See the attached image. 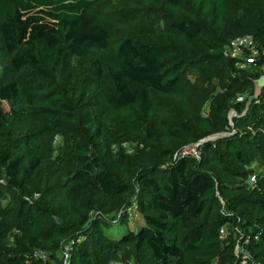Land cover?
Masks as SVG:
<instances>
[{"label": "trees", "instance_id": "trees-1", "mask_svg": "<svg viewBox=\"0 0 264 264\" xmlns=\"http://www.w3.org/2000/svg\"><path fill=\"white\" fill-rule=\"evenodd\" d=\"M104 1L0 0V264H107L124 245L134 264H264V88L245 113L232 100L254 91L264 57L239 68L223 50L247 33L264 45V0H134L167 18L148 38L105 26ZM104 48L99 80L78 82L74 58ZM197 66L226 88L207 113ZM196 142L199 158L182 154Z\"/></svg>", "mask_w": 264, "mask_h": 264}, {"label": "rangeland", "instance_id": "rangeland-1", "mask_svg": "<svg viewBox=\"0 0 264 264\" xmlns=\"http://www.w3.org/2000/svg\"><path fill=\"white\" fill-rule=\"evenodd\" d=\"M97 14L105 26L112 27L114 25L112 20L115 19L117 24L122 27H127L126 29H128L130 35L141 38H148L153 35L156 31L162 28L167 21L166 16L160 9L152 6L145 9H139V5L135 3L134 0H105L97 6ZM110 16L114 18H110ZM111 55V51L104 48L98 49L84 57L74 58L73 61L78 64V72L76 73L77 81L84 85L96 83L97 80H99L95 74L96 63L100 62L105 64ZM6 75L7 72L5 68L0 64V83L7 80ZM187 77L190 80V86L193 87L197 93V103L194 110L200 113H207L211 107L212 96L225 92L226 88L224 83L219 76H205L202 67L200 66L189 68L187 71ZM101 84L106 92L114 91L113 82L107 73H104L101 78ZM250 90L251 88L240 90L244 99H248L253 93L250 92ZM236 97L237 94L236 96H233L232 100L239 101L236 100ZM3 104L6 108H9L8 101L3 100ZM232 108H230L229 111ZM62 142L63 139L60 135L58 140H55L53 143L55 150L60 144H62ZM259 165L260 161L256 159L253 166L256 169H259ZM127 226L128 223L126 221L115 222L110 224L108 230L109 233L115 235L117 234L116 232L120 233L126 230ZM71 244L70 240L63 244V252L60 258L62 257L64 261L66 256V254L64 255V252L67 251L69 248L68 246H71ZM107 264H134V255L131 253L129 246L124 245L119 249L118 257L116 259H108Z\"/></svg>", "mask_w": 264, "mask_h": 264}, {"label": "built area", "instance_id": "built-area-1", "mask_svg": "<svg viewBox=\"0 0 264 264\" xmlns=\"http://www.w3.org/2000/svg\"><path fill=\"white\" fill-rule=\"evenodd\" d=\"M224 53L228 56H231L235 59V65L239 68H246L252 65L256 62L258 58L264 57V45H260L253 34L247 33V34H240L237 36H234L229 40L228 43L224 46ZM244 96L242 93L238 92L236 100H243ZM235 108L233 107L229 111V119H230V125L232 126L233 131H235L234 122L232 119V115H236ZM59 136H56L55 140L57 141ZM182 154H190L195 158H199L201 156V147L198 142L191 143L189 145H186L181 149ZM248 183L250 185H255L257 183V172H254L250 175L248 179ZM138 204L137 202H134L131 207L137 208ZM129 207V208H131ZM221 236L225 237L227 235L228 229L226 225L221 227ZM69 248L67 251L64 252L65 256V262H67L68 256H69V250L71 246H68ZM37 253L42 254L43 256H46V253L43 250H37ZM235 252L237 254L242 253L243 256H249L250 252L244 247V245L241 244V242L238 240L235 246Z\"/></svg>", "mask_w": 264, "mask_h": 264}, {"label": "water", "instance_id": "water-1", "mask_svg": "<svg viewBox=\"0 0 264 264\" xmlns=\"http://www.w3.org/2000/svg\"><path fill=\"white\" fill-rule=\"evenodd\" d=\"M254 91L253 93L248 97L247 99V102H246V107L243 111V113H245L249 108H250V105L252 103V101L258 97L260 95V93L262 92L263 88H264V72L261 73V75L257 78H255L254 80ZM234 114H237V111H235ZM234 115H232V119H233ZM226 131H222V132H218V133H215L213 134L212 136H209V138H216L220 135H223L225 134Z\"/></svg>", "mask_w": 264, "mask_h": 264}]
</instances>
